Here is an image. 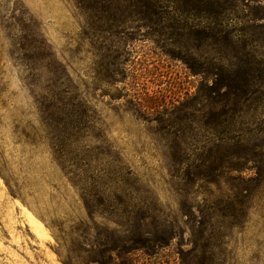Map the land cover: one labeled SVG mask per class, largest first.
Here are the masks:
<instances>
[{
	"label": "rangeland",
	"instance_id": "obj_1",
	"mask_svg": "<svg viewBox=\"0 0 264 264\" xmlns=\"http://www.w3.org/2000/svg\"><path fill=\"white\" fill-rule=\"evenodd\" d=\"M227 6V31L264 61V0H227ZM19 9L67 66L93 121L80 152L50 148L35 102L46 75L31 83L6 55L8 31L0 25V264H212L180 223L178 204L185 191L196 192L200 203L218 188L169 180L156 141L164 131L153 121L183 107L197 115L200 96L210 103L211 56L200 60L192 40L183 44L168 29L78 40L84 18L74 0H0V22ZM120 166L140 175L147 196L161 202L157 223L119 206ZM101 197L110 203L100 204Z\"/></svg>",
	"mask_w": 264,
	"mask_h": 264
},
{
	"label": "trees",
	"instance_id": "obj_2",
	"mask_svg": "<svg viewBox=\"0 0 264 264\" xmlns=\"http://www.w3.org/2000/svg\"><path fill=\"white\" fill-rule=\"evenodd\" d=\"M74 4L84 18L78 40L103 32L168 29L178 32L183 44L192 40L200 60L211 56L210 103L205 105V96H200L197 115L183 107L154 119L164 131L156 141L162 142L169 180L187 187L204 182L218 188L216 196L200 203L196 192L180 196V223L193 232L201 255L212 264H264V61L227 31V0H74ZM29 22L20 9L9 21L0 22L8 31L5 53L32 77L31 83H37L40 72L46 75L43 93L35 102L50 148L66 145L80 152L93 118L67 66ZM1 82L0 74V99ZM82 160L91 167L86 157ZM119 170V206L143 211L139 216L157 223L159 199L147 196L142 185L146 181L132 169ZM87 197L84 205L89 207ZM98 201L110 203L104 197Z\"/></svg>",
	"mask_w": 264,
	"mask_h": 264
}]
</instances>
